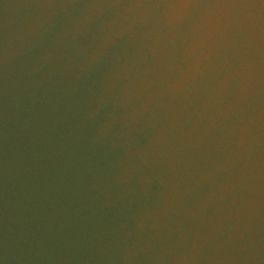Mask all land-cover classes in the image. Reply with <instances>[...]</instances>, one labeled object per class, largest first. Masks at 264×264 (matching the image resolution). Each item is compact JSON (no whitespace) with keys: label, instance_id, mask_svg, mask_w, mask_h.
<instances>
[{"label":"water","instance_id":"95a60500","mask_svg":"<svg viewBox=\"0 0 264 264\" xmlns=\"http://www.w3.org/2000/svg\"><path fill=\"white\" fill-rule=\"evenodd\" d=\"M0 264H264V0H0Z\"/></svg>","mask_w":264,"mask_h":264}]
</instances>
